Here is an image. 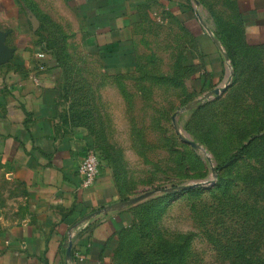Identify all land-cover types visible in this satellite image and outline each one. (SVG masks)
Wrapping results in <instances>:
<instances>
[{"label": "crops", "instance_id": "1", "mask_svg": "<svg viewBox=\"0 0 264 264\" xmlns=\"http://www.w3.org/2000/svg\"><path fill=\"white\" fill-rule=\"evenodd\" d=\"M196 1L53 0L58 61L40 41L54 29L45 31L17 0H0V264H66L70 241L79 254L73 264H123L117 253L130 210H105L119 197L102 168L93 185L80 186L91 135L73 122L68 91L92 90L95 106L112 95L122 106L120 76L155 73L152 58L164 56L168 73L176 57L192 62L195 85L206 90L231 63L215 27H231L229 40L242 46H264V0ZM93 71L115 83L66 81Z\"/></svg>", "mask_w": 264, "mask_h": 264}, {"label": "rangeland", "instance_id": "2", "mask_svg": "<svg viewBox=\"0 0 264 264\" xmlns=\"http://www.w3.org/2000/svg\"><path fill=\"white\" fill-rule=\"evenodd\" d=\"M17 1L45 31L58 29L50 16L59 12L51 10L53 0ZM215 28L226 39L221 41L225 48L238 45L229 40L235 37L231 27ZM164 58H152L151 75L120 76L124 105L111 95L103 99L108 104L95 106L92 113L97 121L91 124L88 148L97 153L99 168L110 174L119 202L152 191L124 206L130 210V227L120 262L264 264V123L241 120L245 115L236 110L227 119L226 106L236 99L226 95L234 72L223 93L181 110L214 86H223L234 69L224 62L213 87L200 90L189 69L175 81L161 78L170 74L169 58ZM86 65L91 71L95 67L92 61ZM75 79L110 81L96 72ZM167 81L180 86L170 87ZM259 86L263 95L264 83ZM260 102L263 109L262 96ZM208 177L209 183L183 189Z\"/></svg>", "mask_w": 264, "mask_h": 264}, {"label": "trees", "instance_id": "3", "mask_svg": "<svg viewBox=\"0 0 264 264\" xmlns=\"http://www.w3.org/2000/svg\"><path fill=\"white\" fill-rule=\"evenodd\" d=\"M219 29L216 28V36L223 42L226 41V39H222L220 36ZM230 30H232L230 28ZM235 34V33H234ZM53 36H42L40 41L44 45L43 49L46 51L52 50L58 61H60V53L62 52V48L59 46V40L61 39V36L59 34L58 29L53 31ZM233 35V33H232ZM236 38V34L234 35ZM232 38V37H231ZM58 42V44H57ZM234 42V41H232ZM236 43V42H235ZM238 45H231L226 47L227 53L230 57L231 64L233 67L234 72V78L231 85L226 90L227 97H230L229 99H232L235 95L236 99L231 100L232 104H227L226 106V115L228 116V120L232 119V114H235L236 110L237 112H240V115H245L241 120H246L249 122L257 121L259 123H264V113L262 112L264 108L262 109L260 107L261 102V96L264 101V94L261 95L260 91L262 90L259 86L260 83H264V46L260 47H247L240 45L241 43L237 42ZM57 45V47H56ZM236 46V47H234ZM236 49H240L243 53L242 58L235 57ZM173 68H171V73L169 75H161V78H169L172 81L176 80V77H179L180 74L186 73V69H189L190 73L193 72V81L197 82L198 79L195 77V66L192 62L186 60L182 57H176L174 60V63L172 65ZM75 75L79 76L80 74H73L69 75V79H66V81L73 83V84H82V83H89V82H80L78 79H75ZM151 75V74H150ZM172 81H167L165 83L166 85L172 86ZM175 86H180L179 83L177 85L175 83H172ZM250 89V90H249ZM248 91V92H247ZM72 92L74 96V113H73V122L75 124H82L89 130V133H92L91 124L96 123L97 119L92 116V113L95 112V97L93 95L92 90H86V91H68ZM247 92V93H246ZM226 97V98H227ZM232 97V98H231ZM251 98L249 103H245V99ZM234 105L239 106L240 108L235 107ZM231 117V118H230ZM235 120V118H234ZM130 225L123 231L121 240H120V246L118 248L117 257L120 258L121 251L123 248V238L124 234L128 231V228ZM74 255V251L72 250V256Z\"/></svg>", "mask_w": 264, "mask_h": 264}, {"label": "water", "instance_id": "4", "mask_svg": "<svg viewBox=\"0 0 264 264\" xmlns=\"http://www.w3.org/2000/svg\"><path fill=\"white\" fill-rule=\"evenodd\" d=\"M194 2L197 4V1H196V0H194ZM196 14H197V12H196ZM203 25H204V27L207 29V31H209V29L206 27V25H205L204 23H203ZM215 42L218 43L216 40H215ZM218 45H219V43H218ZM219 47H220V45H219ZM220 49H221V51H222V48H220ZM222 52H223V51H222ZM223 56H224V59H225L226 61H228V56H227V54L223 52ZM231 76H232V71H229V74H228V77H227V80H228V81H227V83H226L224 86H222V87H217V88H215V89H213V90H211V91H208L207 93H204L202 96H200L199 98H197L193 103L188 104V105H185L183 108H181V110L186 109V108L191 107V106H194V104H198V105H200V104H202L205 100H207L208 98H210L212 95H218V94H220V93H223V92L225 91V89H226V88L228 87V85H229V80H230ZM183 139H184L185 141H187L186 138L183 137ZM190 143H191V145H192L193 147H197V144H196V143H194V142H190ZM207 159L210 160V158H209L208 156H207ZM212 170H214V169L212 168ZM211 181H212L211 177H208V178H206V179L203 180V181H198V182L193 183V184H191V185L183 186V189H190V188H193V187L199 186V185L204 184V183H209V182H211ZM151 193H152V191L145 192V193H143V194H140V195H138V196H135V197H133V198H130V199H128L127 201L119 202V203L115 204L114 206L107 207L105 210L108 211V210L115 209V208H122V207H124L126 204L136 202V201H138V200H140V199H142V198H144V197L150 195ZM71 248H72V241L69 242V244H68V246H67V248H66V252H65V257H66V260H68V261L71 260Z\"/></svg>", "mask_w": 264, "mask_h": 264}, {"label": "built area", "instance_id": "5", "mask_svg": "<svg viewBox=\"0 0 264 264\" xmlns=\"http://www.w3.org/2000/svg\"><path fill=\"white\" fill-rule=\"evenodd\" d=\"M37 56L39 59H44L45 53L39 52L37 53ZM39 67L43 68L44 64L43 63L40 64ZM98 170H99L98 155L93 149L88 148L77 170L80 176V186L82 188H87L93 185L96 180ZM74 255L76 258L79 257V254L77 252H74ZM74 255L72 256V252H71V260L70 261L66 260V264H73Z\"/></svg>", "mask_w": 264, "mask_h": 264}]
</instances>
